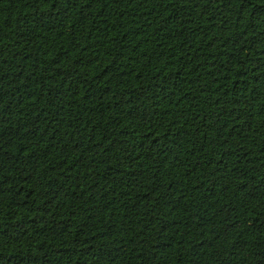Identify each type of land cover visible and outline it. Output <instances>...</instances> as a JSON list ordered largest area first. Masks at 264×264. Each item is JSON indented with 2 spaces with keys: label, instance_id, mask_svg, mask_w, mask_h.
Wrapping results in <instances>:
<instances>
[{
  "label": "trees",
  "instance_id": "obj_1",
  "mask_svg": "<svg viewBox=\"0 0 264 264\" xmlns=\"http://www.w3.org/2000/svg\"><path fill=\"white\" fill-rule=\"evenodd\" d=\"M0 264H264V0H0Z\"/></svg>",
  "mask_w": 264,
  "mask_h": 264
}]
</instances>
